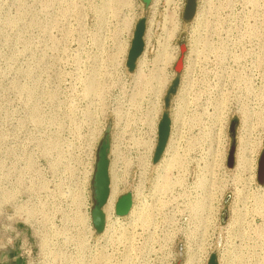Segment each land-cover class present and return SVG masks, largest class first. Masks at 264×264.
Returning <instances> with one entry per match:
<instances>
[{
	"label": "rangeland",
	"instance_id": "1",
	"mask_svg": "<svg viewBox=\"0 0 264 264\" xmlns=\"http://www.w3.org/2000/svg\"><path fill=\"white\" fill-rule=\"evenodd\" d=\"M216 2L219 9L214 12ZM184 4L185 0H151L148 6L141 0H0V248L4 246L2 237H13L21 230L20 237L12 239V246L18 249L21 243L29 242L33 248L54 252L34 256V264H62L66 249L70 250L71 264H175L177 245L185 243L181 228L190 214L186 200L168 195L170 202L160 207L157 219H173L175 231L161 248L162 226L166 224L159 223L162 228L155 234L158 242L149 251L142 248L144 234L139 227L132 251L125 252L128 243L117 242L114 233L110 237L97 235L87 218L93 205L96 152L106 126H110L112 145L115 113L120 109L123 115L119 120L137 122L142 131L134 135L141 137L144 131L146 137L148 132L151 140L145 151L142 145L129 151L130 145L125 144L130 138L128 130L119 145L127 159H114L110 148V163L115 160L120 181L113 205L121 195L131 194L128 212L122 216L113 212L111 217L121 223L129 221L140 184L141 196L151 203L150 186L158 164L170 138L180 135V148L190 144L192 149L184 162L185 170L180 172L184 197L189 196L186 186L199 178L200 169L212 167L216 160L205 250L212 251L215 264H264V206L259 213L254 201L259 196L264 199V183L257 180L264 149V0H194L189 20L182 17ZM171 13L178 23L176 31L170 34L173 25L169 20L166 27L169 43L176 48L175 58L165 67L167 78L158 97L155 128L150 132L143 126V113L153 98L149 94L135 96L144 83L135 75L143 58L144 69L152 67L158 42L165 37L160 29L163 16L169 18ZM139 26L142 34L138 38ZM195 38L202 41L199 53L191 55ZM135 40L136 50H141L130 68ZM206 43L208 50L203 46ZM181 44L182 54L178 49ZM190 55L193 66L186 73ZM178 59L180 68L175 71ZM174 80L173 92L168 95ZM89 82L92 87L88 91ZM135 103L138 109L129 105ZM162 113L167 131L163 147L153 159ZM233 119L237 121L234 162L228 167ZM241 136L248 145L243 155L251 168L236 166ZM143 152L144 158H136ZM175 170H169L167 177L175 175ZM237 189L241 190L239 198ZM236 212L239 222L231 224ZM201 215L205 217V213ZM47 218L50 226L45 234L49 238L36 239L35 227L26 226L25 231L20 224L37 221L38 232L43 233L41 226ZM0 254L1 264V249ZM206 258L204 252L200 263ZM185 260L183 255L180 264Z\"/></svg>",
	"mask_w": 264,
	"mask_h": 264
},
{
	"label": "bare ground",
	"instance_id": "2",
	"mask_svg": "<svg viewBox=\"0 0 264 264\" xmlns=\"http://www.w3.org/2000/svg\"><path fill=\"white\" fill-rule=\"evenodd\" d=\"M105 4H107V3H105ZM212 8H213L214 12H217L219 9V3L216 2L215 5L212 6ZM153 12H155V11H153ZM173 12L175 13V11H173ZM174 13L173 14L171 13L172 15L169 17L170 19L167 17V15L163 16V21H162L160 29L162 31L161 36L165 35V37H164V40L162 42H160V43L158 42V44H159L158 49L155 53L154 58L152 59V67L148 70L146 69L147 70L146 74H143V69H144V65H145V60H144L145 58H143L139 63V66H138V69H137V72L135 75L136 79L144 80L143 89L140 91H136L135 96L136 97H138V96L144 97L145 94H149L153 98L152 104L147 106L146 112L143 113V117L145 118L144 119L145 123H143V126L146 127L147 131H150V132L153 131V129L155 128L154 127L155 126L154 125V117H155V112H157L156 110L158 108V97L164 88L166 78H167V74L165 72V70H166L165 67L167 64L171 63L172 60L175 58L174 57L175 56V47L171 46L169 43V30L167 29L168 26L166 27L167 21L169 20L168 24L173 25L172 32H171V27H169L170 34L174 33L176 31V25L178 23L174 19V16H175ZM153 20H154L153 18L150 20L149 30L153 25ZM204 24H205V22H204ZM201 41H199L196 38L192 41V43H191V48H192L191 49V55H192V53H199L198 49L200 47L199 45H200ZM202 44H203V42H202ZM203 46L204 47L206 46V49L209 47L207 45V43H206V45H203ZM206 49L204 48L203 51H205ZM122 50H121V52H122ZM191 55L188 56L187 61H186L187 62L186 73H189V71H191V68L193 66V65L191 66V64L193 63L194 60L191 58L192 57ZM91 87H92V84L89 82L87 90L88 91L91 90ZM129 105L133 106V107H137V109L139 107V105H136V103H135V105H133V104H129ZM130 106H128V107L130 108ZM125 114L127 115L128 111L125 112ZM122 115H121L120 109L117 110L115 113V116L117 119L116 123H115L116 132L113 135V139L111 142L112 143L111 153H112L114 159H117V157L127 159L126 156L122 155V151H121L119 145L124 143V140H125L124 134H126L125 132L128 130H130V132H129L130 138L128 140H126L125 144H127V146L130 145L129 151L132 150L134 146L136 148L137 145H139V146L142 145L143 148H141V147L140 148L143 149L144 151H145L146 147L149 146V139L150 138H149V135L147 134L148 132L145 130L147 132V133H145L147 135V136L145 135L146 137L143 136L144 131L142 132L141 137H137L136 135H134L135 132L138 133L140 130L142 131V128L137 127V122H133L132 120L131 121L125 120V118L123 121L119 120V118ZM219 116H221V114ZM243 116H244L243 122H245L246 114L245 115L243 114ZM125 117L127 118L128 116H125ZM177 117H179V116H177ZM176 119L177 120H175V123L178 124V118H176ZM189 123L191 125L194 122L191 121ZM190 139L191 138H189V140ZM243 139L244 138L242 136L239 138V145L237 147L238 153H237V159H236V166L237 167L239 166L241 169H245L248 166H250L249 168H251L252 164H251L250 160H248L243 155L244 151L246 150V148L248 146L246 141H243ZM179 142H180V135L176 136V137L172 136L170 138V141H169L168 146L166 148V151L164 153V157L161 159V161L158 164V167L156 169L157 170L156 174L153 177L152 182H151V186H150V191H151L150 196L151 197H149V198H152L151 203H149L147 200H144L143 197L141 196V192H140L141 190L139 189L141 187L140 186L141 184H140L136 188L137 189V191H136L137 192L136 193V195H137L136 204L133 205L132 208L130 209L129 221H127L125 223L119 222V220H117L118 218L114 219L111 217V215L113 213V206H114L113 200L115 197V193H116L118 183L120 181H119V178L117 176V170H116L117 167L115 166V164H116L115 160H114V163H110V168H109V171L111 170L110 194H109L108 200L106 202V205L104 207L105 208V211H104L105 227H104V230L102 233L109 235V237L112 236L113 233L116 234V235H114L116 238V241L128 243L127 248L125 249L126 250L125 252H130L133 249V243L135 241L134 236H135L136 229L139 227L143 232L142 234H144L142 248L144 250L149 251L150 249H154L153 248L154 244H157V242H158L155 239L157 237V235H155L156 231L158 230V228L161 227L162 223H165L166 225L164 226V224H163V226H162L163 228L161 227L162 232H164L163 233L164 234L163 235L164 236L163 237L164 244L160 245L161 248H165L167 246L168 241L172 238V236H173L172 234L175 231V230H173L174 229V223L171 221L173 219H170V221L166 222L165 220H167V217L165 216L166 219L163 217V221L158 222L157 217L161 214L162 209L160 210V207L164 208V206H166V202H168V203L170 202L168 195L171 194L172 197H175V199L177 197V198L181 199V201L186 200L184 202L187 204L186 206L189 208L188 212H190V214L188 215L189 216L188 217V225L183 230L184 231L183 233L186 237V240H187V243L189 246V247L187 246L188 251L186 254L185 264H200L201 254H203L204 252L206 253V250L204 247V241L206 238L205 234L207 232V226L210 224L209 223L210 221L207 218L211 212L210 211V207H211L210 203L214 200V194H215V191H214L215 186L213 184L214 182L212 180V177L215 173L213 166H214V162L216 160L215 161L213 160V166L212 167L207 168V166L204 165V167L200 169L201 173H200L199 178H196V181L194 183H192L191 185L186 186V189H189L191 191V192H189V196L184 197L185 194L183 192H185V190H183V186H184V184L182 182L183 181L182 180L183 175H182V177H180V175H181L180 172H181V170H183L185 168V167L183 168V165H184V162L186 160H188V157H189L188 153L190 152L189 150L191 148H190V144H188L186 146V148L183 150L182 147L180 148ZM143 154H144V152L138 154L136 156V158H139V159L144 158L145 156L142 157ZM211 157H213V156H211ZM169 170H175L177 173L175 175H172L169 178V175H168V177L166 175V173L168 174ZM207 177H210V178L207 179ZM176 187L181 188V190L176 191L175 190ZM174 190H175V192H174ZM236 191H237V198H239L241 190L237 189ZM241 201H243V200H241ZM254 201H255V204L257 206V210H259L258 212L260 213L263 209V206H264V203H263L264 199L261 200V196H259ZM171 202H172V200H171ZM178 204H181V203H178ZM212 207H213V203H212ZM202 213H205V217L201 215ZM239 216H240L239 212H236L235 217L231 220L232 221L231 224L232 223H234V224L238 223L239 222ZM87 218L92 223L91 216H88ZM159 223H161V225H159ZM211 223H212V221H211ZM167 224H173V225L167 226ZM236 226H238V225H236ZM92 227H93V225H92ZM210 236H212V235H210ZM207 237H209V236H207ZM123 264H125V262Z\"/></svg>",
	"mask_w": 264,
	"mask_h": 264
},
{
	"label": "water",
	"instance_id": "3",
	"mask_svg": "<svg viewBox=\"0 0 264 264\" xmlns=\"http://www.w3.org/2000/svg\"><path fill=\"white\" fill-rule=\"evenodd\" d=\"M141 2L143 3L144 6H148L151 0H141ZM192 11H193V0H188V6L183 14V18L185 20H189L192 15ZM136 43L137 41L135 40L133 42V49H132L133 51L136 50V46H137ZM179 64H180V59L177 63V66ZM173 84L175 85L176 82L174 81ZM169 92H173V90L170 89ZM236 122H237L236 119H233L231 121L230 129H229L231 144L228 153V161H227L228 167H232L234 162ZM110 148H111L110 126H107L105 129L103 139L100 141V144L96 152L97 159L94 165V172L91 183L93 205L90 210V216L94 231L97 235L101 234L105 227L104 207L106 205V202L110 194V171H109ZM257 180L260 184L264 183V149L258 161ZM130 204H131V194L129 192L118 197L115 203L116 214L119 216L125 215L130 208Z\"/></svg>",
	"mask_w": 264,
	"mask_h": 264
},
{
	"label": "built area",
	"instance_id": "4",
	"mask_svg": "<svg viewBox=\"0 0 264 264\" xmlns=\"http://www.w3.org/2000/svg\"><path fill=\"white\" fill-rule=\"evenodd\" d=\"M115 203L116 202H114V206H113V212L114 213H116L115 212ZM27 222H31V223L27 224V223H23V222L20 221V224H23L25 231L27 230L26 226H30V229H33V227H35V234L34 235H35L36 239L39 238V237L43 238V239H44V237L49 238V234H45V230H47L49 228V226H50V221H49L48 218L45 221V226H43V225L41 226V230H43V233H41V232L39 233L38 232L39 231L38 230L39 223L37 225V221H32V220L29 219V220H27ZM186 222L187 223L184 225V227L181 228L182 231L188 225V218H187ZM178 227H179V225H178ZM21 233H22L21 230H19V231L16 230L14 232V236L13 237H7V238L6 237H2V238H5L4 239V246H3V248H0V249H1V251L3 252V254L5 256H12L14 259H16L18 261H21L23 264H29L30 261H31L30 264H34L33 263V261H34L33 257L34 256L51 255L52 253L54 254V252H52L51 249H46V250L43 249L42 250L39 247L33 248L32 245L29 242L21 243L22 246H19L18 249L16 247L12 246L13 245L12 239L13 238L16 239V238L20 237ZM34 235H33V237H34ZM63 253L65 254V258L63 257V263L62 264H71V261H70V256H71L70 250L66 249V251H64ZM67 259H69V260L67 261ZM46 262H47V264H58V263H51L49 261H46ZM1 264H4V263L2 262Z\"/></svg>",
	"mask_w": 264,
	"mask_h": 264
},
{
	"label": "flooded vegetation",
	"instance_id": "5",
	"mask_svg": "<svg viewBox=\"0 0 264 264\" xmlns=\"http://www.w3.org/2000/svg\"><path fill=\"white\" fill-rule=\"evenodd\" d=\"M193 4H194V0H193ZM187 6H188V0H185V4H184V8H183V14H184ZM182 17H183V15H182ZM178 49L180 51V54H182V52L184 51L183 45L181 44L178 47ZM175 50H176V48H175ZM178 61H179V59H178ZM178 61H177V63H178ZM177 63H176V66H177ZM176 66H175L174 69H175V71H178L179 68H180V64L177 67ZM174 81L176 82V80H174ZM174 81H172V85L168 89V91H167L166 94L169 95L170 93H172V92H169V91H170V89H172V90L174 89V84H173ZM166 104H167V97L164 98V106H166ZM166 131H167V120H166V117H165L164 113H162L161 114V118L158 121L157 126H156V141H155V148H154V153H153V159H155L157 157V155L159 154L160 147H161V145H162V143L164 141V138L166 136ZM187 246H188V243H187V240H186V237H185V243H178V245H177L178 258H177L175 264H180L181 257L183 255L186 256L187 251H188ZM206 255H207V258H206L204 264H215L214 255H213L212 251H209L208 248H206Z\"/></svg>",
	"mask_w": 264,
	"mask_h": 264
},
{
	"label": "trees",
	"instance_id": "6",
	"mask_svg": "<svg viewBox=\"0 0 264 264\" xmlns=\"http://www.w3.org/2000/svg\"><path fill=\"white\" fill-rule=\"evenodd\" d=\"M136 34H137V37H138V38L141 36V34H142V26H139V27L137 28V32H136ZM140 50H141V48L137 49V50L134 51V52H133V51H130V57H129V67H130V68H132L133 61H134V59L137 57V55L139 54ZM164 141H165V138H164ZM164 141H163V143H162V145H161V147H160L159 152L161 151V149H162V147H163ZM157 156H158V155H157ZM155 159H156V158H155Z\"/></svg>",
	"mask_w": 264,
	"mask_h": 264
},
{
	"label": "crops",
	"instance_id": "7",
	"mask_svg": "<svg viewBox=\"0 0 264 264\" xmlns=\"http://www.w3.org/2000/svg\"><path fill=\"white\" fill-rule=\"evenodd\" d=\"M2 258H3V263L4 264H23L21 261H18L16 259H14L12 256H5L4 254H2ZM1 256V254H0Z\"/></svg>",
	"mask_w": 264,
	"mask_h": 264
}]
</instances>
